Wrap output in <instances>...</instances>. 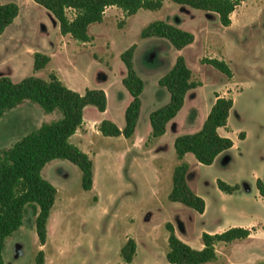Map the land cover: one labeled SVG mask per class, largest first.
<instances>
[{
	"label": "rangeland",
	"instance_id": "1",
	"mask_svg": "<svg viewBox=\"0 0 264 264\" xmlns=\"http://www.w3.org/2000/svg\"><path fill=\"white\" fill-rule=\"evenodd\" d=\"M2 1L18 3L20 13L0 36V76L8 75L18 82L29 75L49 79L54 72L79 93L100 88L108 95L105 112L94 105L85 107V124L70 139L94 159L93 189L82 188V172L73 162L54 159L47 163L42 175L58 189L47 242L40 244L36 215L29 208L23 226L7 239L5 263L33 264L37 252L44 250L46 264H173L166 257L170 222L177 235L197 249L203 247V232L250 226L249 238L217 244V259L203 264H264V199L257 184L248 179L242 190L226 194L219 189L217 179L238 182V162L205 165L193 153L179 160L174 147L178 135L198 126L209 113L217 94L231 97L229 77L204 58L223 59L238 74L250 71L249 66H259L264 72V0L243 2L233 12L229 27L223 26L215 13L171 0H164L160 10L141 9L128 18L121 8L111 6L103 22L90 26L92 40L88 43L63 39L58 21L34 0ZM157 19L192 31L194 42L178 50L166 38H142L143 28ZM133 44L135 67L145 82L136 136L131 140L104 136L98 130L102 120L110 119L122 127L126 123L125 110L132 96L123 84L126 66L120 55ZM36 52L51 57L40 70L34 69ZM179 55L185 56L201 86L188 92L186 104L167 134L160 141L151 139L150 114L170 99L159 80ZM238 100L229 122L235 139L241 131L254 134L264 119V85L255 91L251 102L244 93ZM31 104L37 111L27 104L19 105L0 118V148L9 147L39 125L45 112L38 104ZM26 106L28 111H24ZM52 115L58 119L63 116L59 109ZM182 161L191 166V187L206 200L203 214L169 199L174 168ZM129 238L137 242L131 263L121 256Z\"/></svg>",
	"mask_w": 264,
	"mask_h": 264
},
{
	"label": "trees",
	"instance_id": "2",
	"mask_svg": "<svg viewBox=\"0 0 264 264\" xmlns=\"http://www.w3.org/2000/svg\"><path fill=\"white\" fill-rule=\"evenodd\" d=\"M49 11L59 23L62 35H70L81 42L92 40L89 28L94 23H101L106 9L117 6L128 18L139 10H160L164 0H34ZM182 6L212 12L218 15L220 23L229 27L232 14L243 2L249 0H171ZM20 13V6L14 1L0 0V35L4 33ZM142 38L163 37L175 48L181 50L195 40L192 31L174 25L163 19L150 22L141 32ZM136 44L121 53L126 66L123 84L130 92L132 100L125 110V126L119 127L114 121L104 119L98 130L104 136H124L132 138L140 119L142 109L141 95L145 82L136 70L134 55ZM34 69L46 67L51 57L36 52ZM204 62L214 66L228 77L232 70L228 63L219 58H204ZM159 85L170 93L169 101L150 114L152 126L151 139L163 136L168 123L183 108L188 92L201 86L194 79L193 70L187 64L184 55L176 58L171 69L159 80ZM24 102L38 104L45 113L59 109L63 116L51 122H44L20 137L9 147L0 148V264H6L3 256L7 239L15 234L24 224L28 209L33 208L36 218V232L41 245L48 238V222L56 202L58 189L42 175L47 163L54 159H65L77 165L82 172V188L90 191L94 186L95 162L87 152L74 145L70 139L84 123V109L96 106L105 112L108 107V95L104 89L87 88L79 93L51 73L49 79L35 75L24 77L15 82L10 76H0V118L11 109ZM234 106L232 97L217 94V99L206 116L202 127L193 133L178 135L174 141L177 158L182 160L187 153H193L196 159L205 165H211L224 151L230 149L234 142L230 137L222 136L220 128H226L231 110ZM243 133H240V136ZM190 164L182 161L173 171V186L169 199L203 214L206 200L194 191L188 181ZM219 189L233 194L240 189L239 184H229L217 179ZM257 188L264 198V183L259 179ZM170 232L168 238L167 260L173 264H203L217 259L216 245L244 240L252 234V229L232 226L220 233H202L203 247H192L181 239L172 223H167ZM137 254V242L129 238L121 248L125 262L131 263ZM33 264H46L44 250L35 255Z\"/></svg>",
	"mask_w": 264,
	"mask_h": 264
},
{
	"label": "crops",
	"instance_id": "3",
	"mask_svg": "<svg viewBox=\"0 0 264 264\" xmlns=\"http://www.w3.org/2000/svg\"><path fill=\"white\" fill-rule=\"evenodd\" d=\"M107 10H108V8L106 9V11ZM89 32H90V28H89ZM2 35H5V34L3 33L0 36H2ZM67 37L70 38L71 36L70 35H66V36L63 35V39H68ZM10 41L13 42L14 40H10ZM61 43H64V42L62 41ZM86 43H88V42H86ZM228 65H230V64L228 63ZM249 68H251V70L245 71L244 74L243 73L238 74V72H236L233 68H231L232 77L228 78L227 85H230V87L232 89L231 97L234 100V106H233L231 113H230L228 126L226 128H220L219 133L222 136L230 137L233 140L234 144L230 149L222 152L216 158L214 163L211 164V165H215L216 163L221 161V163L224 162L226 164V166H229V165H232V163L234 164L235 162H238L241 165L239 168V177H238L239 181L235 182V184L240 185V189L238 191L242 190V188H243L242 184L247 185L248 179L255 182L256 184H257V181L259 179L264 183V119L261 120V122L259 124V128L257 129L256 132H254V134H252L251 132H248V131H241L240 133H243V135L240 136V133H239L238 138L235 139V138L231 137V135H230L231 133L229 131L230 130V127H229L230 118H231V115L234 113L236 106L238 105L239 97H241L242 94L244 93L246 100L251 102L254 98L255 91L259 88L260 85L261 86L264 85V72H263V70L261 68H259V66H249ZM245 89H246V91H245ZM220 96H223V95H220ZM216 99H217V97H215L214 102L216 101ZM214 102H213V104H214ZM26 104L28 107H31L34 110H36L35 106H33L31 103L29 104V102H25L24 104H21V107H23V105H26ZM185 104H184V106H185ZM27 106H26V108H24V111H28L29 108ZM184 106H183V108H184ZM183 108L179 111V113L176 115V117H174L168 123L167 131L164 135L167 134L170 125H172L174 123V121H176L178 119L177 117L182 112ZM53 113H54V111L51 113H45L44 116L41 117V120L38 122L39 125L37 127H39L44 122H51L53 120H57L58 118L53 117V115H52ZM207 115H205L202 118V120L199 122L198 126L187 131V133H193L195 131H198L202 127L204 120H205ZM84 124H85V121H84L83 125ZM119 127L123 128L122 126H119ZM80 129H78V131ZM77 132L74 135H72V137L75 136L77 134ZM135 134H136V132H135ZM135 134L132 138H128V139H130V140L134 139L136 136ZM163 136L159 137L158 140L161 139ZM72 137H71V139H72ZM158 140H156L157 143H158ZM238 191H236V192H238ZM229 195H232V194H229ZM206 209H207V203H206ZM248 227H250V226H248Z\"/></svg>",
	"mask_w": 264,
	"mask_h": 264
}]
</instances>
